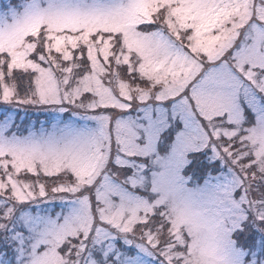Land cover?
I'll return each instance as SVG.
<instances>
[{"label":"snow or ice","instance_id":"6c2138e0","mask_svg":"<svg viewBox=\"0 0 264 264\" xmlns=\"http://www.w3.org/2000/svg\"><path fill=\"white\" fill-rule=\"evenodd\" d=\"M0 264H264V0H0Z\"/></svg>","mask_w":264,"mask_h":264},{"label":"rangeland","instance_id":"374dc122","mask_svg":"<svg viewBox=\"0 0 264 264\" xmlns=\"http://www.w3.org/2000/svg\"><path fill=\"white\" fill-rule=\"evenodd\" d=\"M46 118V114L44 113H38V114H32L33 120H44Z\"/></svg>","mask_w":264,"mask_h":264}]
</instances>
